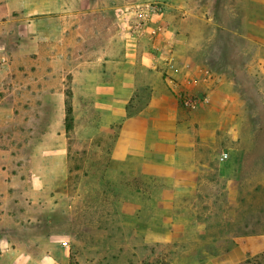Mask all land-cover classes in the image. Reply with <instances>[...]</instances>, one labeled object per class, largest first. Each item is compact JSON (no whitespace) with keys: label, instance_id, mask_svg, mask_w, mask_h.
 Wrapping results in <instances>:
<instances>
[{"label":"rangeland","instance_id":"374dc122","mask_svg":"<svg viewBox=\"0 0 264 264\" xmlns=\"http://www.w3.org/2000/svg\"><path fill=\"white\" fill-rule=\"evenodd\" d=\"M183 1L0 0V262L64 261L66 250L67 264H200L242 245L244 264H264V45L224 29L226 0H186V11ZM150 4L164 35L185 42L176 52L214 72L208 103L221 93L225 108L202 114L217 142L199 162L113 159L116 120L82 88L84 73L112 70L102 61L123 57L128 40L158 41L129 33ZM245 54L248 71L231 73ZM228 161L239 172L230 180L218 172Z\"/></svg>","mask_w":264,"mask_h":264},{"label":"crops","instance_id":"0c3cea01","mask_svg":"<svg viewBox=\"0 0 264 264\" xmlns=\"http://www.w3.org/2000/svg\"><path fill=\"white\" fill-rule=\"evenodd\" d=\"M254 1L261 5V9L252 11L250 15L247 12L248 0H240L242 8L246 11L240 14L233 9L235 6L232 1L226 0V4H229L232 9L226 11L224 29L234 34V39L235 34L238 35L241 32L246 41L251 38V40L258 41L257 45H264V36L260 33L255 39L250 36V25L264 31V0ZM189 4L184 0L179 7L186 11L190 7ZM217 29L222 31L223 27ZM177 37H171L168 33L155 41L154 44L149 43L147 45H138L128 40L124 46L126 50L123 57L116 56L112 59L98 61L105 64L110 63L112 70H101L82 75V88L94 94L98 109L110 111L116 120L114 125L119 127L112 155L113 159L143 163L160 162L166 166H178L184 165L186 159L199 162L198 160L203 157L200 148L216 144L217 132L213 128L215 121L205 119L203 115L212 110L219 111L223 107L225 108L224 105L217 103L218 95L221 94L220 91L211 89L210 93L213 97L211 103L205 104L196 113H188L179 108L173 91L162 75V69L167 58L175 59L176 62L183 65L186 75L201 72L202 67L197 66L192 57L176 52L180 46L185 45V42L178 40ZM242 62L245 65L240 68L232 66L230 72L244 74L245 71H248V54L243 55ZM124 66L127 68L124 69ZM212 83L214 82L203 86L202 91H205L207 87L211 88ZM225 131L227 132V128ZM228 133L230 136L232 135V131ZM229 150L231 158H236V150L231 147ZM261 150L264 149L261 148ZM243 152L240 150L239 153L243 154ZM231 164L230 161L226 164H219L220 177L230 180L239 173ZM199 165L201 164L199 163ZM184 187L186 188L185 191L193 189L190 186ZM226 188H229L228 185ZM227 235L229 238L233 237ZM169 237L174 238V233L170 232ZM169 251H176L173 252V255L178 261L180 256L178 250L170 248ZM249 251L251 249L247 246L241 245L235 249L230 247L200 264H244ZM239 253L242 256L235 258L234 255ZM67 254L68 252L65 250L64 261L59 260L60 258L49 257L50 261L47 264H67ZM24 258H21L17 253L13 261L5 260V263L38 264L31 257L27 258L32 259L31 262ZM5 263L2 260L0 262V264ZM176 264H184V262L179 263L178 261Z\"/></svg>","mask_w":264,"mask_h":264},{"label":"built area","instance_id":"2783aa9c","mask_svg":"<svg viewBox=\"0 0 264 264\" xmlns=\"http://www.w3.org/2000/svg\"><path fill=\"white\" fill-rule=\"evenodd\" d=\"M161 15V10L152 4L146 5L135 11L137 23L130 26V35L137 41L142 39H159L167 32V27L163 23L155 22L156 17ZM185 67L167 58L162 69V75L170 89L175 95L179 108L185 112H194L209 102L210 94L202 87L213 81L214 73L210 69H201L200 73L186 75ZM228 152H223L220 161L228 159Z\"/></svg>","mask_w":264,"mask_h":264},{"label":"trees","instance_id":"16d2710c","mask_svg":"<svg viewBox=\"0 0 264 264\" xmlns=\"http://www.w3.org/2000/svg\"><path fill=\"white\" fill-rule=\"evenodd\" d=\"M70 129V126H68V130Z\"/></svg>","mask_w":264,"mask_h":264}]
</instances>
